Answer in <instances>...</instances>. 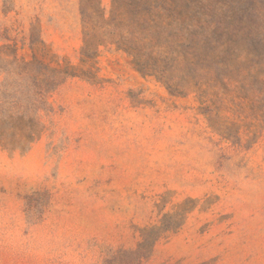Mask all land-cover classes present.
I'll list each match as a JSON object with an SVG mask.
<instances>
[{
  "label": "rangeland",
  "instance_id": "374dc122",
  "mask_svg": "<svg viewBox=\"0 0 264 264\" xmlns=\"http://www.w3.org/2000/svg\"><path fill=\"white\" fill-rule=\"evenodd\" d=\"M128 12L0 0V264H264V120L141 73Z\"/></svg>",
  "mask_w": 264,
  "mask_h": 264
},
{
  "label": "trees",
  "instance_id": "16d2710c",
  "mask_svg": "<svg viewBox=\"0 0 264 264\" xmlns=\"http://www.w3.org/2000/svg\"><path fill=\"white\" fill-rule=\"evenodd\" d=\"M128 15L118 49L141 73L213 103L235 92L264 120V0H129Z\"/></svg>",
  "mask_w": 264,
  "mask_h": 264
}]
</instances>
